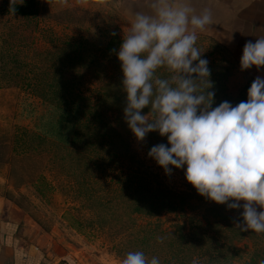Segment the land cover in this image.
I'll list each match as a JSON object with an SVG mask.
<instances>
[{"label":"trees","instance_id":"obj_1","mask_svg":"<svg viewBox=\"0 0 264 264\" xmlns=\"http://www.w3.org/2000/svg\"><path fill=\"white\" fill-rule=\"evenodd\" d=\"M0 8L3 13L24 19L39 13L37 0H6ZM103 37L101 40L58 38L44 51H37L43 65L32 68L22 64L12 53L13 45L4 39L0 52L2 76L10 80L25 79L26 73L29 76L32 72L35 81H29L27 87L49 107L52 116L50 133L19 129L12 142L0 141V165L9 166V179L14 187L31 184L43 196L51 190L41 173L44 160L49 166L60 168L63 175L79 185L77 198L91 212V219L71 213L65 219L80 232V227H85L84 221L97 227L124 229L125 241L113 246L120 259L129 251H143L149 259L157 257L160 264H235L243 257L240 244L250 240L255 248L247 253L249 259L245 264H259L264 259V233L237 229L235 221L241 219L236 215L238 209H228L226 204L214 203L210 214L192 219L186 231L180 224L172 229L163 228L160 217L184 210L192 197L187 191L167 185L134 154L130 143L132 132L124 119L126 93L122 87L121 64L113 51L119 49L122 39L114 31ZM216 56L208 64L213 83L209 91H215L212 107L223 101L235 106L246 95L229 92L228 80L234 64L231 58L229 61L225 56L219 59ZM157 74L168 75L165 69ZM148 111L146 107L142 114ZM49 134L53 137L48 138ZM118 165L127 171L124 179L118 181L121 188L112 190V200L119 201L120 208L119 203L107 199L109 195L105 192H111L110 188L93 185L97 184L93 179L102 181L106 171ZM135 214L149 222L137 224ZM43 227L49 230L48 226Z\"/></svg>","mask_w":264,"mask_h":264},{"label":"clouds","instance_id":"obj_2","mask_svg":"<svg viewBox=\"0 0 264 264\" xmlns=\"http://www.w3.org/2000/svg\"><path fill=\"white\" fill-rule=\"evenodd\" d=\"M211 23L210 10L198 12L192 0H147V11L133 14L113 50L123 74L124 119L138 141L151 132L167 137V144L154 145L147 154L166 175L184 169L199 195L228 209L242 208L237 229L264 233V210L254 206L264 209V77L253 80L246 101L212 107L209 61L196 46ZM253 66L264 67V37L243 47L241 71ZM160 69L168 75H158ZM120 264L160 261L129 251Z\"/></svg>","mask_w":264,"mask_h":264},{"label":"rangeland","instance_id":"obj_3","mask_svg":"<svg viewBox=\"0 0 264 264\" xmlns=\"http://www.w3.org/2000/svg\"><path fill=\"white\" fill-rule=\"evenodd\" d=\"M4 1L6 0H0V7ZM37 1L39 13L30 19L3 13L0 8V52L4 39L8 40L13 45L12 53L17 55L23 65H31L30 68L43 65L42 58L36 56L37 51H44L58 38L85 37L101 40L104 35L114 31L123 39L133 14L136 11H147V0H86V3L78 0ZM192 3L198 12L207 8L212 14V23L198 34L196 46L208 61L216 55L218 59L225 56L229 61L232 60L234 70L228 80L229 92L235 96L245 94L246 98L243 100L246 101L247 90L253 80L257 76L264 77V67L259 70L255 66L244 71L240 69L245 43L264 37V0H192ZM1 72L0 70V141L12 142L19 129L43 135L47 130L50 133L49 122L52 116L49 107L27 87L29 81H35L32 72L28 76L21 69L20 72L27 78L17 80L4 78ZM29 77L33 80H28ZM53 118L56 119V116L53 115ZM52 137L49 134L48 138ZM163 141L167 142V137H161L158 132L147 134L143 141H138L133 133L130 135L134 154L167 185L187 191L192 197L184 210L165 213L159 219L164 229H172V226L180 224L186 231L192 219L208 216L209 209L215 202L197 193L186 181L184 169H173L171 175H166L163 168L148 157L150 148ZM43 165L46 168L43 167L41 173L51 185V190L43 196H39L31 184L15 188L9 179V166L0 165V193L11 200L10 212L14 219L27 229L42 228V233L51 242L50 250L53 249L58 255L68 253V257L74 259L73 264H120L121 259L113 246L125 241L124 229L97 227L86 221L85 227H80L82 232L72 227L65 219L68 213L83 219L91 217V212L77 198L79 185L71 177L63 175L60 168L49 166L46 160ZM126 172L123 165H118L114 170L106 171L103 175L106 177L102 181L93 179L98 184L93 185L110 188L111 192L107 190L105 194L109 195L106 196L107 199L112 200V190L121 188L118 181L124 179ZM112 201L119 203V208L121 207L119 201ZM239 203L242 205L244 201ZM254 206L258 212L264 210L259 205ZM241 211L242 208L238 209L236 215L240 216ZM134 218L139 225L149 222L139 214H135ZM42 224L48 226L49 230ZM33 233L36 234V230ZM240 246L244 251L243 257H239L235 264H245V260L249 259L247 253L255 248L250 240L242 242Z\"/></svg>","mask_w":264,"mask_h":264},{"label":"crops","instance_id":"obj_4","mask_svg":"<svg viewBox=\"0 0 264 264\" xmlns=\"http://www.w3.org/2000/svg\"><path fill=\"white\" fill-rule=\"evenodd\" d=\"M11 205V200L0 193V264L74 263L68 253L58 255L50 250L51 242L42 233V228L30 227V230L21 227L11 215ZM35 230L36 234L33 233Z\"/></svg>","mask_w":264,"mask_h":264}]
</instances>
